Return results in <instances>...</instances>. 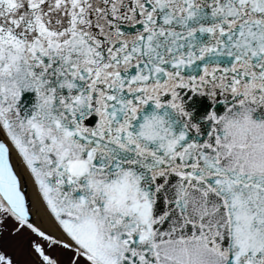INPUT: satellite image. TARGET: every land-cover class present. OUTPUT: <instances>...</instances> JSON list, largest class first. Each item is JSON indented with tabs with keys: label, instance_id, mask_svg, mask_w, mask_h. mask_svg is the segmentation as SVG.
I'll return each mask as SVG.
<instances>
[{
	"label": "snow or ice",
	"instance_id": "1",
	"mask_svg": "<svg viewBox=\"0 0 264 264\" xmlns=\"http://www.w3.org/2000/svg\"><path fill=\"white\" fill-rule=\"evenodd\" d=\"M0 264H264V0H0Z\"/></svg>",
	"mask_w": 264,
	"mask_h": 264
},
{
	"label": "bare ground",
	"instance_id": "2",
	"mask_svg": "<svg viewBox=\"0 0 264 264\" xmlns=\"http://www.w3.org/2000/svg\"><path fill=\"white\" fill-rule=\"evenodd\" d=\"M14 160L16 161L15 165L18 167V170H21L22 171V169L19 166L18 160L15 157H14ZM26 188H27L29 197L30 198H34L35 193H34V189L32 187V184H31V181L30 180H28V183L26 184Z\"/></svg>",
	"mask_w": 264,
	"mask_h": 264
},
{
	"label": "rangeland",
	"instance_id": "3",
	"mask_svg": "<svg viewBox=\"0 0 264 264\" xmlns=\"http://www.w3.org/2000/svg\"><path fill=\"white\" fill-rule=\"evenodd\" d=\"M13 163H14V165H15V163H16V161L14 160V158H13ZM28 183V182H27Z\"/></svg>",
	"mask_w": 264,
	"mask_h": 264
}]
</instances>
